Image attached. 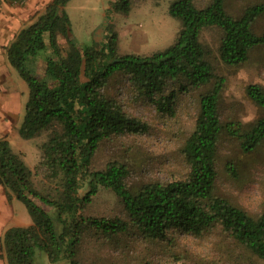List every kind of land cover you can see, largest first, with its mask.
<instances>
[{
  "label": "trees",
  "instance_id": "obj_1",
  "mask_svg": "<svg viewBox=\"0 0 264 264\" xmlns=\"http://www.w3.org/2000/svg\"><path fill=\"white\" fill-rule=\"evenodd\" d=\"M69 1L52 0L7 49L9 63L29 87L19 133L25 139L44 135L45 141L39 145L36 166L44 179L39 188L23 155L0 138V185L26 206L33 221L4 232L2 258L8 264H35L40 250L52 264H88L80 251L91 232L117 236L136 229L146 239L164 240L174 231L201 235L219 226L264 261V212L252 214L217 193L223 133L236 139L244 153L264 142V86L253 83L246 88L263 111L257 121L248 127L235 121L224 124L220 100L225 78L217 72L213 49L202 41L205 31L219 32L221 61L231 67L246 64L255 49L264 48V32L255 31L264 3L234 15L227 0H210L203 7L195 0H175L169 9L180 22L175 42L140 55L119 53L115 32L108 33L100 47L78 43L66 11ZM111 6L126 12L130 0H116ZM61 37L67 48L61 46ZM35 62L45 63L41 77L28 66ZM117 75L127 77L139 96L168 116L176 114L181 94L210 87L200 94L194 129L181 150L187 165L184 175L145 183L134 192L126 164L111 161L104 169L93 167L105 140L148 129L146 122L129 115L107 94ZM101 189L115 194L126 218L87 214Z\"/></svg>",
  "mask_w": 264,
  "mask_h": 264
},
{
  "label": "rangeland",
  "instance_id": "obj_2",
  "mask_svg": "<svg viewBox=\"0 0 264 264\" xmlns=\"http://www.w3.org/2000/svg\"><path fill=\"white\" fill-rule=\"evenodd\" d=\"M6 1L19 3L0 0V5ZM51 1L21 2L35 7L30 23L45 11ZM115 1L70 0L66 11L71 21L73 38L81 45L100 47L107 34L115 32L119 53L140 55L164 50L175 42L180 22L169 12L175 0H130L126 12L112 9L111 5ZM209 1L195 0V3L203 7ZM259 3H264V0H227V8L232 14L240 15L246 6ZM110 24L113 28L108 29ZM255 31L264 32V16L255 24ZM219 37L217 31L208 30L202 34V41L213 49L218 74L225 78L220 100L221 118L224 124L235 121L248 127L263 115L261 108L248 97L246 88L253 83L264 86V48L255 49L246 64L231 67L225 65L219 57ZM60 43L63 48H67L68 44L63 37ZM43 65V62L28 63L38 77H41ZM11 68L16 78L24 84L25 80L18 71L13 66ZM0 77L5 79L6 82L1 84L6 86L14 82L7 77L6 72H1ZM209 88L181 94L176 114L168 116L139 96L127 77L117 75L112 78L107 94L117 99L129 115L146 122L148 129L143 133H124L105 140L93 159V167L104 169L111 161L126 164L130 169L128 184L134 192L145 183L159 179L171 181L184 175L187 165L181 150L194 129L200 94ZM27 99L28 96L23 99V108ZM22 121L23 118L20 125ZM13 127L11 146L23 157L27 155L28 165L34 166V183L40 188L44 179L36 166L40 156L39 145L45 141V136L25 139L18 132L17 126ZM229 165L232 169H229ZM217 167L218 194L252 214L264 212V142L255 151L244 153L236 139L223 133ZM16 202L31 217L26 206L19 200ZM86 212L94 216L126 218L120 201L107 189L99 191ZM80 257L88 264H264L263 260L219 226L201 235L174 231L164 240L146 239L136 229H132L129 234L117 236L91 232L83 241ZM35 264L52 263L45 252L37 250Z\"/></svg>",
  "mask_w": 264,
  "mask_h": 264
},
{
  "label": "crops",
  "instance_id": "obj_3",
  "mask_svg": "<svg viewBox=\"0 0 264 264\" xmlns=\"http://www.w3.org/2000/svg\"><path fill=\"white\" fill-rule=\"evenodd\" d=\"M27 3V2H26ZM35 7L32 4L3 2L0 5V73L6 72L7 77L14 80L13 83L1 84L6 82L0 77V138H6L12 145L11 135L13 126H17L19 132L20 120L24 117L25 107L23 99L27 98L29 88L27 84L18 80L8 64L7 49L14 40L16 34L28 23L34 15ZM28 100V99H27ZM25 106L27 101L24 102ZM27 155L25 161L27 162ZM31 169L32 165H28ZM17 199L10 195V192L0 185V248L1 237L4 232L11 227H27L33 224L32 218L28 217L22 208H19ZM0 264H8L1 256Z\"/></svg>",
  "mask_w": 264,
  "mask_h": 264
}]
</instances>
